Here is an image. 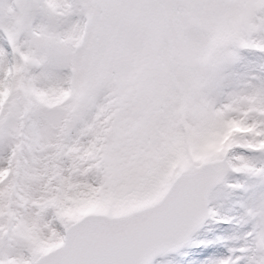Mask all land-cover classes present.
Listing matches in <instances>:
<instances>
[{"label": "snow or ice", "instance_id": "obj_1", "mask_svg": "<svg viewBox=\"0 0 264 264\" xmlns=\"http://www.w3.org/2000/svg\"><path fill=\"white\" fill-rule=\"evenodd\" d=\"M0 264H264V0H0Z\"/></svg>", "mask_w": 264, "mask_h": 264}]
</instances>
